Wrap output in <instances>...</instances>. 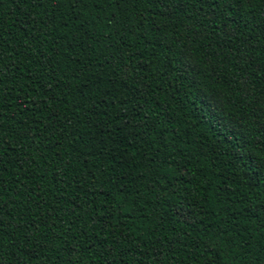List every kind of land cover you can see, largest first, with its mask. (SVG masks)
Wrapping results in <instances>:
<instances>
[{
    "label": "trees",
    "instance_id": "16d2710c",
    "mask_svg": "<svg viewBox=\"0 0 264 264\" xmlns=\"http://www.w3.org/2000/svg\"><path fill=\"white\" fill-rule=\"evenodd\" d=\"M256 8L251 13L256 20L243 31L253 45V59L264 65V14L259 5ZM139 10L131 3L102 4L85 10L90 22L80 27V20L68 19L67 7L29 8L6 0L0 9L3 55L8 64H15L8 74L11 78L0 85L7 90L5 103L11 104L0 117L6 147L10 146L0 162L5 243L14 244L17 255H39L45 264H68L69 260L73 264H247L249 259L252 264H264V232L259 230L264 220V185L253 187L256 182L246 170L232 166L223 154L225 139L213 134L215 126L205 124L196 111L182 112V106L173 102L179 82L172 76L179 73L166 75L170 57L158 50L150 33L129 31ZM250 11L241 15L248 18ZM46 12L55 15V24L48 25L47 43L25 51L28 36L45 30L41 20ZM109 13L115 14L118 23L105 27V22L112 23ZM92 16L97 20L91 21ZM64 21L67 27L61 26ZM171 23L175 35L189 22ZM62 33L66 36L60 39ZM106 34H111V40L104 38ZM201 44L197 55L212 59L216 66L215 72L207 74L206 91L220 89L223 99L230 95L224 81L235 80L241 66L236 60L240 45L236 40L226 44L223 39L202 36L197 47ZM118 49L116 60L128 66L127 76L114 71L115 64L109 62ZM49 55L58 64L49 66ZM124 57L130 59L124 61ZM85 80L89 87L76 90ZM147 84L151 87L145 88ZM256 93L264 102L260 95L264 81L257 82ZM14 97L23 98L24 103ZM235 103L233 96L226 108L239 118L241 109L234 108ZM88 109L106 110L109 116L119 111L121 120L126 117L133 125L139 121L145 125L136 128L139 143L123 151L124 145L113 140L128 129L120 131L102 114L93 116ZM102 147L103 156L96 151ZM113 170L112 186H126L125 211L133 205L141 209L133 214L140 217L135 223L122 215L121 226L114 227L115 218L109 216L106 226H101L92 215L99 210L101 198L88 191L86 181L95 184L94 177L102 171L103 179H108ZM178 187L180 191L174 192ZM115 195L106 193L108 198ZM173 195L186 197L184 204L194 215L195 228L180 223ZM111 206H116L115 200ZM65 235L69 243L63 247L78 244L83 249L93 241L96 247L69 256L61 251ZM115 240L120 247L106 256L101 243L107 249Z\"/></svg>",
    "mask_w": 264,
    "mask_h": 264
},
{
    "label": "snow or ice",
    "instance_id": "6c2138e0",
    "mask_svg": "<svg viewBox=\"0 0 264 264\" xmlns=\"http://www.w3.org/2000/svg\"><path fill=\"white\" fill-rule=\"evenodd\" d=\"M5 2L6 0H0V9H2ZM12 2L27 4L29 8H46V6L53 8L67 7L68 19L80 20V27L90 22L87 19L88 13L85 10L102 4L112 6L119 3H131L140 9L137 13L138 19L135 22L134 28H130L129 31L133 35H136L138 32L150 33L152 40L158 44V50H162L166 57H170L166 75L172 76L173 73H179V75L172 76L173 80L179 82V86L176 88L177 94H174L172 97L173 102L182 106L180 109L182 112L185 110L189 112L196 111L200 116L204 117L205 124L215 126L216 132L213 134L219 133L217 139L220 137L225 139L226 145L223 147V154L232 163V166L234 168L245 169L256 182L253 184V187L264 185V102H261L256 93L257 82L264 81V65H260L253 59V45L243 31V29L248 28V25L256 20V16L251 13L257 10V5L260 6L261 13L264 14V0H12ZM140 6H143L142 9ZM247 10L251 11L248 14V18H244L241 13ZM82 15L85 17L84 20H81ZM176 19L189 23L187 27L182 26L181 31L175 32V35H173L171 22ZM96 20V16L91 17V21ZM108 20L112 23L108 24L105 22V27H112L118 23L113 13L108 14ZM241 20H243V23H241ZM145 22H147L146 27L144 26ZM41 23L44 24L45 30L42 33L38 30L37 33L28 36L29 43L23 46L25 51H31L32 45L39 48L41 44L47 43V36L49 35L47 30L48 25L55 24V15H48L46 12L45 18L41 20ZM61 26L67 27V21H64ZM125 26H127L126 22ZM65 36L66 33H62L59 38L62 39ZM201 36L204 40H208L210 37L223 39L226 44H230L233 40H236L240 45L237 48L238 55L236 56V60L241 66L238 69L235 80L224 81L227 86V92L230 95L225 96L223 99L221 98L223 92L220 89L206 91L207 85L205 84V80L209 78L207 74L215 72L216 66L212 59L197 55L203 48L202 44L200 47H197ZM241 37L244 38L241 39ZM104 38L111 40V34H106ZM112 43H115V41H112ZM208 46L210 47L211 45L209 44ZM3 51L2 42H0V85L4 84L5 78H11L8 74L15 67L14 63L10 65L6 62L8 58L3 55ZM19 55L17 53V58H19ZM116 55H119V49L109 60L110 63L115 64L114 71H122L126 76L129 75L128 66L123 61L117 62ZM47 59L49 66L53 63L58 64L55 57L51 55ZM128 59L130 57L123 58L124 61ZM131 71L135 72L134 66L131 68ZM257 71H259L260 75H257ZM75 79L79 80V77L77 76ZM88 87L89 84L85 80L76 86V90L83 92V89ZM150 87V84L145 85V88ZM6 91L5 88L0 87V117L3 116L4 108L11 107L10 103H5ZM260 95L264 96V93ZM233 96L236 103L232 106L241 109V116L239 118L236 117L234 112H230L226 108V104L231 102ZM92 98L94 99L95 97ZM13 99H21V105L24 103L23 98L14 97ZM100 99L102 100L103 98L101 97ZM165 102L167 103V101ZM96 107H100L99 101H97ZM87 112L93 116L102 114L104 119L108 121V124L113 125L114 128L120 131L128 129L119 140H113L115 144L124 145L123 151H129L139 143L137 137L140 136V133L136 131V128L145 127L139 121L133 125L126 117L121 120L122 114L119 111L113 116H109L106 110L100 113L88 109ZM249 117L253 118L249 119ZM9 119L12 118L10 117ZM116 120H121V123L115 125L114 121ZM4 129L5 124L0 119V162L3 161L10 147H6L7 141L4 136ZM21 131L23 132L24 130L22 129ZM115 134V131H113V137ZM100 143L103 145L104 141L102 140ZM96 151L99 155H104L103 147ZM109 151H116V149H109ZM136 154L133 153V155ZM103 176L104 173L102 171L100 177H94L95 184L91 181H86L88 191L92 195L101 198L99 200V210L93 212V217L101 222V226H106V218L111 216L115 218L114 227L121 226L120 217L122 215L132 218L133 223L140 220V217L133 214L135 211L141 209L133 205L125 211L123 207L129 203L125 192L126 186L123 184L118 187L112 186V178L116 176V171L113 170L112 176L108 179H103ZM77 182L79 183V181ZM105 185H109V188L106 189ZM93 189L95 190L92 191ZM173 191L178 192L180 188L178 187ZM113 192L116 195L108 198ZM106 193L108 196H106ZM3 194V186L0 185V211H2L3 206ZM132 199L135 200L136 197L133 196ZM140 199H143V196H140ZM185 199L186 197L177 199L173 195V200L175 201L174 214L180 218L181 224H187L195 228L196 221L194 215L186 208L184 204ZM113 200H115V207L111 206ZM127 227H131V225ZM2 228L3 219L0 218V264H6V262L7 264H45L39 255H32L31 253L17 255L16 246L11 242L5 243V233ZM259 230L264 232V220H261ZM132 234L135 236L139 235L135 231ZM96 235L99 236L100 234L96 233ZM68 243L67 236L65 235L62 240L61 251L67 253L69 256L96 247L95 241L91 244L86 243L83 249L78 244L63 247V245ZM243 243L245 247H250L248 242ZM36 247L38 248L39 246L37 245ZM119 247L118 240L113 241L107 249L104 248L102 242L100 250L106 256H109L112 252L117 251ZM156 255L161 256L163 253L157 252ZM68 264H73V262L69 260ZM247 264H252L250 259L247 261ZM257 264H259V261Z\"/></svg>",
    "mask_w": 264,
    "mask_h": 264
}]
</instances>
